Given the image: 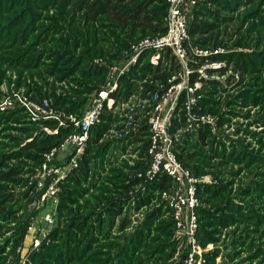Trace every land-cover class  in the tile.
<instances>
[{
	"label": "rangeland",
	"instance_id": "1",
	"mask_svg": "<svg viewBox=\"0 0 264 264\" xmlns=\"http://www.w3.org/2000/svg\"><path fill=\"white\" fill-rule=\"evenodd\" d=\"M242 1H245L247 5L241 4L238 7ZM198 2H203L204 5L200 8V5L197 4L191 9L189 24H191V28H204L205 31L190 35L189 68H191L190 65H194L198 66L195 69H200V72L196 70L197 75L193 81H199L198 93L201 99L208 97L210 105H201L198 101L192 113L188 114L184 126L179 128V138L188 142L184 150H181V147L179 149L183 153V161L199 181L194 195V200L196 202L198 200V206L195 208L197 218L199 207L217 210L216 207L219 206L218 217L214 222H208L209 226L205 225L204 233H199L197 230L195 236H191L188 233L189 218L185 211L184 225L180 227L186 233L180 231L178 221L174 216L175 211L165 195V191L171 190L152 191L148 186L150 180L147 181L146 177L140 176L146 172L144 162L147 160L145 151L142 149L143 142L138 140V137L142 136L145 139L143 131L148 122L146 116H141L137 132L131 138H125L129 141L127 146L123 149H113L108 154L103 172L108 173L110 169H114L117 177L126 175V179L133 181L130 190L125 193V215L128 216L129 222L125 228H120V220H118L115 230H122V234H127L126 236L135 234L136 230L143 226L141 224L146 221L149 212L155 213L156 216L154 222L150 223V227H146V238L145 240L141 239V243L144 244L141 245L138 254L125 255L124 261L127 262L125 264H183V260L190 252L194 242L197 248L199 246L202 250L201 264H208L207 261L209 262L211 255L216 256L210 264H264V255H260V259L254 257L259 248L264 250V222L256 224V220L248 221L244 217L236 218L241 210L246 217L253 218L259 214L264 219V201H262L264 199V0H198ZM33 3L28 0L19 3V7L25 6L24 10L28 13V21L25 18L28 22L27 26L33 27L32 31L27 32L25 28L19 41L28 36L27 45L29 46L46 40L45 37L42 38L43 35L48 37L43 45L33 46L31 53L33 56H38L49 53L45 51L49 46L48 42L58 39L62 31L60 29L57 35L55 34L57 30L48 35L43 34L44 31L41 28L36 31L35 27L41 23L36 19L33 20L34 18L44 17L48 21L46 15L55 17L57 12L52 10L46 12L42 9L39 10V7L36 9L37 6ZM225 5L229 9H226ZM196 10L199 15L196 14ZM250 11H252L251 16L247 14ZM46 21L42 24L47 25ZM198 40L201 43L207 44V41L211 43L204 47L197 42ZM105 45H101L99 54H107L106 56H96V50H91L90 54L85 52V49H72V51L75 53L76 59L83 57L84 60H87L89 58L92 60V64L109 65L108 69L114 66H124L132 56L131 47L130 52H125V55L115 60V63L109 62L108 60L113 57V54L121 52V50L118 46H111L112 49L109 51L102 50ZM93 46L94 44L90 45V47ZM241 51L246 59L244 64L240 65L244 71L238 68V62L235 63L239 57L237 54ZM234 53L236 55L231 60L228 56ZM151 54L146 52L143 60L151 59ZM162 57L157 65L162 66L160 71L153 64L154 68L146 67L147 69L142 70L147 62L143 64L144 66H137L136 70L141 71L140 74L146 73L145 77L131 80L129 96H125V100L117 97L113 108L108 109L111 111L114 121L103 134L101 142L116 138L117 132L114 128L120 130L121 126L123 127L129 107L150 105L154 94L161 92L159 89L154 91L153 85L167 87L169 80L173 77H176L174 81L177 82L184 76L180 65L179 68L177 66L173 68L170 58L164 54ZM50 60H47L46 56L37 59V61L35 59L28 60L27 66L35 64L40 66L38 70L30 71L33 76L25 67H23L24 70L14 67L13 64L16 63L10 62L9 59L7 61L0 60V99L11 95L13 91L21 90L30 99L38 102L40 99L35 97L37 85L42 86L45 96L55 94L62 97L67 94L66 89L72 86L82 91L80 87H77L78 85H74L73 81H58L53 77L54 75L50 76L47 69H57L58 67L57 57L54 64ZM139 62L133 65L126 74ZM88 67L90 66L87 63L85 66H81L79 74H75L69 79L77 77L81 83L84 82L82 85L84 87L90 82L88 78H82L81 73ZM60 71L61 73L67 71V64L61 65ZM201 71H204L206 76H203ZM22 72L25 73L24 81ZM126 74L122 76H126ZM167 74L170 75L167 82L161 81L160 79L166 77ZM200 74L202 78L198 77ZM53 86L55 89H52ZM120 87L121 84L118 91ZM99 90L91 89L90 93L85 92L88 97L91 96L89 107L85 113L91 107ZM184 97L185 94L178 101L175 114L172 117L173 123L178 118L179 109L184 107ZM119 103L121 104L116 107ZM123 104L126 105L123 106ZM19 108L24 109L17 106L11 108L7 116H0V187L4 188V190L0 188V198L5 197L3 200L0 199V202L9 198L11 200L0 205V246L3 248V257L0 258H4L0 260V264H36L31 255L35 252L45 251V245L50 248L57 244V238L60 235L62 237L64 231L71 229L73 225L72 222L67 221L66 213L77 210L79 203L85 205L86 199L92 196L90 194L96 192L92 188L91 191H87L88 193L86 192L79 198L71 195L72 199L78 200V203H73L71 208H67V212L61 210V195L56 200L42 197L43 191L38 189L35 178L40 166L35 172L33 170L29 172L31 171L30 167L34 165L29 156L15 158L12 153L28 147L42 132L49 133L45 129V123H42L37 116L25 109L23 113L14 111ZM148 133L150 134V131ZM139 134L141 136H137ZM203 134L210 136V139L201 138ZM146 138L148 139V135ZM30 151L32 153L34 150L28 147L24 152L26 154ZM68 154L62 153L58 163L63 160L67 161ZM195 155L197 156L195 157ZM7 156L13 158L8 159ZM10 169L11 171H21L20 176H12L6 180ZM14 177H19V180H14ZM36 177L39 178L40 175L38 174ZM213 185H218L219 191H209V194L218 196V198L204 201L198 193L200 188L206 189ZM12 197L13 199H11ZM259 204L263 206H259ZM228 205H230V209L227 208ZM11 207L14 208L13 213L9 211ZM252 208H257L254 212L255 215L251 212ZM5 209L12 214L8 221L4 220V216L7 215ZM220 209L223 211L219 212ZM47 215H51L53 218L52 227L45 225L44 218ZM171 218L175 222L173 229L169 225ZM24 226L27 228L25 229ZM30 226H33V230L27 236ZM172 231H174L173 237L170 236ZM35 236L39 237L41 242L37 247L32 244ZM100 241L103 239L96 238L94 246L98 245L97 243ZM116 241L118 240L114 239V242ZM79 260L74 264H88L82 259V256L79 257Z\"/></svg>",
	"mask_w": 264,
	"mask_h": 264
},
{
	"label": "trees",
	"instance_id": "2",
	"mask_svg": "<svg viewBox=\"0 0 264 264\" xmlns=\"http://www.w3.org/2000/svg\"><path fill=\"white\" fill-rule=\"evenodd\" d=\"M22 1L23 0H0V51L2 52L0 54V60L7 61L9 59L10 62L16 63L13 64L14 67L22 70H24L23 67H25L28 72H32V70H38L40 66L39 64L27 66L26 62L28 60L31 61L35 59L37 61V59H41L46 56L47 60L51 59L50 62L54 64V60H56L57 57L56 64L58 67L57 69H47L49 75H54L53 77H55L58 81H73L75 83L74 85H78L77 87H80L82 91H79L72 86L66 89V95L60 97L52 94V97L50 95L45 96L42 86L37 85L35 97L40 99L39 101L46 97L50 100L53 99L52 102L55 107L63 109L69 114H75L78 117L84 115L90 104L89 100L91 96L88 97L85 92L90 93L91 89L93 91L95 89H101L102 85L106 81L109 65L106 66L104 63L92 64V60L89 58L87 60H84L85 58L83 57H81V59H76V55L72 49H85V52H88L89 54L96 50V56H106L107 54H99L101 51V45L106 44L104 48L102 47V50L108 51L112 49L111 46H118L121 52L118 51L113 54V57L108 60L109 62L115 63V60L122 58L125 55V52H130L133 43L147 36L163 35L167 31V17L169 13L168 0H28L29 2H34L33 4L37 6L36 9L39 7V10L42 9L46 12H49L50 10L57 12L55 17L46 15L48 21H46L44 17L34 18L33 20L36 19V21L41 23V25L35 27L36 31L41 28L42 31H44L43 34L46 35L53 33L55 30H57L55 33L56 35L59 34L60 29L62 31V34L58 39H52L48 42L49 46L47 48L49 49L46 48L45 51H48L49 53L33 56L31 53L33 46L36 45V47H38L39 45H43L48 37L43 35L42 38L45 37L46 40L38 41L35 45L29 46L27 45L29 40L28 36H25L22 41H19V37L22 36L25 28L26 32L33 30L31 25L27 26L29 17L27 11L24 10L26 9L24 8L25 6L23 8L22 6L19 7V3ZM197 4L200 5V8L204 5L203 2H198ZM241 4L247 5L245 1H242V3L238 4V7ZM225 7L226 9H229L227 5H225ZM18 9L19 11H17ZM251 12L252 11L247 14L251 16ZM196 14L199 15L197 10ZM45 21L47 22V25L42 24ZM204 31V28H191V24H189L190 35L204 33ZM199 41L200 40L197 42L201 43ZM90 43L94 44V46L90 47ZM209 43L211 42L207 41V44H201L206 47ZM163 54L170 58V61L174 66L173 68H175V66L178 67L171 50L168 49L167 51H164ZM235 55L236 53L230 54L228 57L232 60ZM237 55L239 57L235 60V63L238 62V68L244 71V68L240 66L246 61L243 51ZM143 58L138 65L134 66L133 69L126 74V76L121 77V87L116 94L119 99L125 100V96H129L132 86L131 80L145 77L146 73L140 74L139 72L141 71L136 70L138 68L137 66H142L145 62H147L145 66L143 65L144 67L142 70L147 69L146 67L151 69L154 68V64L150 61V59L146 61L143 60ZM86 63L90 67L81 73V77L88 78L90 83L83 87L82 85L84 82L81 83L77 77L71 79L69 78L75 74H79L81 66H85ZM65 64H67V71H63L61 73V65ZM161 64H164L163 61ZM157 67L159 71L162 69V66ZM31 72L30 74L33 76ZM21 74H24L22 76L24 81L25 73L22 72ZM168 76L170 75L167 74L166 77L160 80L167 82ZM193 77L195 78V76ZM128 83L129 86L127 87ZM153 88L154 91L156 89L161 90L163 89V86L156 87V85H153ZM52 89H55V86H53ZM200 104L209 106L210 103L208 97L200 99ZM10 110L11 109L6 111L0 110V116H7ZM14 111L23 113L24 109L19 108ZM110 112L111 111L106 109L101 122L92 126L90 130L89 146L80 163V166L72 170L65 182H63L62 191L60 193L62 204L61 210L67 212V208H71L73 203H78V200L72 199L71 195L78 196L79 198L87 191H91L92 188H94L96 192L90 194L92 196L86 199L87 203L85 205L79 203V205H77L79 206L77 210L72 211V213H66L65 217L67 221L72 222L73 225L71 226V229L64 231L62 237L60 235V237L57 238V235H55L57 238V244L50 246V248L45 245V251L40 253L35 252L31 255L33 262H36V264H74L80 261L79 257L81 258V256L85 262H88V264H125L127 263L124 261L125 255L138 254L141 245L144 244L141 243V239L145 240L146 227H150V223L155 220L154 217L156 216L153 212H149L145 221L147 223L143 222L141 224L143 226L139 227L135 234L126 236L127 234H122V230H115L118 220H120V228H125V225L129 222L128 216L125 215V193L130 190L133 185V181L126 179V175H120V177H117L114 169H110L108 173H103L105 171V161L108 154L113 149L125 148L129 143L127 139L119 140L117 138L101 142L103 134L111 127V123L114 121L113 115ZM177 119L173 124L174 131L180 130L179 128L184 126L183 124L186 121L184 110L179 112ZM52 124L54 125V123ZM75 130L76 127L70 125L68 127H63L59 134L56 135L42 132L40 136L36 137L33 143L28 145L31 150H34L32 153L30 151L25 154L24 151L28 149V147H26L22 148L21 151L12 153V156L15 158L29 156V158L34 162V165L30 167L31 171L29 172H32V170L35 172L44 161L45 152L55 146H59L64 142L67 136ZM143 132L145 139H143L140 134L137 136H141L138 137V140L143 142L142 149L145 151L147 160L144 164L146 165L147 170L151 163L150 156L148 155V125L145 127ZM147 135L148 139L146 138ZM206 135L207 134H203L200 136L203 139L206 137L210 139V136ZM187 142V140L183 141V139L181 140L179 138L177 141L176 152L183 164L189 168V166H187V164L183 161V153L179 149L181 147V150H184ZM196 156L197 155H195V157ZM7 157L8 159L13 158L11 156ZM140 166L143 165L140 164ZM20 174L21 171H11L10 169L6 180H9L12 176H20ZM14 180H19V177H14ZM149 182V188L155 192L170 190L173 184L172 179L168 175H159L156 179ZM0 188L1 190H4L2 186ZM219 188L220 187L218 185L206 187V189L200 188L198 193L204 201H211L218 198V196L210 195L209 191H219ZM3 198L0 199L3 200ZM11 199H13V197ZM10 201V198L6 199V201H1L0 205L4 203L6 204ZM225 201L227 202L228 200ZM262 201H264V199ZM144 202H146V199H144ZM259 206L263 205L259 204ZM216 208L218 210L219 206ZM227 208L230 209V205H228ZM222 209L225 210L224 208ZM222 209H220L219 212ZM256 209L257 208L251 209V212L254 215ZM13 210L14 208L11 207L9 211L13 213ZM217 210L203 207L198 208L197 214L199 219V233H204L203 229L205 225L209 226L208 222H214L215 218L218 217ZM5 211H7V215L4 216V220L8 221L10 220L9 218L12 214L6 209ZM238 213L239 215L236 217L237 219L244 217L247 218L248 221L256 220V224L264 222V219H262L259 214L250 218L249 216L246 217L241 210H239ZM174 223V219L171 218L169 225L172 229ZM26 228L27 227H25V229ZM173 232L174 231H172L170 235L172 237ZM16 233L18 232L16 231ZM96 238H102L103 241L98 242V245L94 246ZM114 239H117L118 241L114 242ZM257 252H259L258 255ZM260 255H264V250L259 248L254 254V257L256 259H260ZM215 256L216 255H211L209 257V262L207 261V263L210 264ZM0 257H3V248L1 246ZM3 259L4 258H0V260Z\"/></svg>",
	"mask_w": 264,
	"mask_h": 264
},
{
	"label": "built area",
	"instance_id": "3",
	"mask_svg": "<svg viewBox=\"0 0 264 264\" xmlns=\"http://www.w3.org/2000/svg\"><path fill=\"white\" fill-rule=\"evenodd\" d=\"M168 2L167 31L163 35L147 36L135 42L132 45L133 53L128 62L122 67L114 66L108 69L107 80L84 116L78 117L75 114H69L65 110L55 107L50 99L35 102L21 90L13 91L11 95L1 98L0 110L6 111L17 106L22 107L37 116L42 123H45V129L51 135L59 134L63 127L70 125L76 127V130L71 132L63 143L45 152L44 161L40 165L37 175H35L38 189L43 191L42 197H50V199L56 200L62 191V184L70 172L80 166L89 146L92 126L100 123L105 110L112 109L115 105L120 84L118 79L126 74L133 65L137 64L146 52L152 53L150 61L154 65H158L163 58V52L168 49L171 50L178 68L180 65L184 76L177 82L174 81L176 77L170 79L167 87L164 86L161 92L154 94L150 105L129 107L127 117L123 121V127L121 126L120 130L114 129L117 132L116 138L124 140L137 132V127L140 126V117H147L148 130L150 131L148 155L151 163L146 172L140 176L146 177L147 181L154 180L159 175H168L172 179L174 186L170 189L171 191H165V195L175 211L174 216L178 221L180 231H184L181 227L184 225L183 220L186 211L189 218L188 233L195 236L198 230V218L195 213L198 200L197 202L194 200V195L199 181L178 157L176 149L180 130H173L172 117L175 114L178 101L184 94V107L179 110L185 111L186 119L201 99L198 93L199 81H193V76L197 75L196 70L200 72V69H195L198 66L194 65H190L191 68H189L188 47V44L191 45L189 14L191 9L197 5L198 0H168ZM201 73L206 76L204 71ZM198 77L202 78L201 74ZM125 105L123 104V106ZM179 112L177 113L178 116ZM62 153H70L68 154L69 159L58 163ZM38 174L40 175L39 178L36 177ZM44 222L47 227H52L53 218L51 215H47ZM32 230L33 226H30L27 236L31 234ZM40 243V238L35 236L33 246L37 247ZM201 255L202 250L199 246L197 248L194 242L190 252L184 258L183 264H201L203 260Z\"/></svg>",
	"mask_w": 264,
	"mask_h": 264
}]
</instances>
